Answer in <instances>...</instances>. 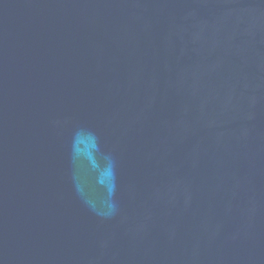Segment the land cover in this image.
I'll use <instances>...</instances> for the list:
<instances>
[{
    "label": "water",
    "instance_id": "1",
    "mask_svg": "<svg viewBox=\"0 0 264 264\" xmlns=\"http://www.w3.org/2000/svg\"><path fill=\"white\" fill-rule=\"evenodd\" d=\"M0 264H264V0H0Z\"/></svg>",
    "mask_w": 264,
    "mask_h": 264
}]
</instances>
